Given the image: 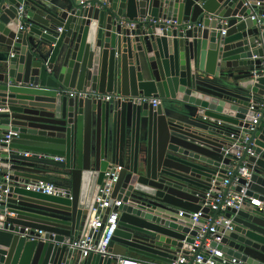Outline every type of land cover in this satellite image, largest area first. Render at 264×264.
Wrapping results in <instances>:
<instances>
[{
  "label": "water",
  "instance_id": "95a60500",
  "mask_svg": "<svg viewBox=\"0 0 264 264\" xmlns=\"http://www.w3.org/2000/svg\"><path fill=\"white\" fill-rule=\"evenodd\" d=\"M42 1L52 6L0 0V122L4 135L14 133L0 148V264H116L128 252L172 263L200 230L189 214L232 162L240 166L230 133L248 128L264 103V0ZM101 55L113 65L102 78L107 92H97ZM110 93L118 99L93 97ZM143 97L160 100L154 107ZM262 113L251 178L240 184L263 207L228 209L232 231L221 228L222 243L212 245L237 264H264ZM115 165L112 198L122 206L110 256L80 259L68 246L86 233ZM38 181H68L71 198L27 190Z\"/></svg>",
  "mask_w": 264,
  "mask_h": 264
},
{
  "label": "built area",
  "instance_id": "2783aa9c",
  "mask_svg": "<svg viewBox=\"0 0 264 264\" xmlns=\"http://www.w3.org/2000/svg\"><path fill=\"white\" fill-rule=\"evenodd\" d=\"M87 2L88 0H83L81 1V5L86 6ZM20 14H22V10H20ZM130 27H135V24H130ZM190 27V25L187 26V28ZM20 28L22 29L23 27ZM76 94L77 92H69L67 95L73 97ZM93 97L103 101L118 99V97L112 94H94ZM141 101L142 103L153 104L154 107L159 103L157 99L144 97L141 98ZM263 109L264 103H259V111L252 117V122L248 128L236 129L230 133L231 148L236 151L235 156L240 166L237 169L233 167V170L227 173V177L222 181L219 189L213 185L210 190L206 191L201 199V210L199 212L189 214L193 223L200 227L191 250L179 253L172 263L160 264H237L236 259L227 256L221 249L212 245H220L222 243L223 232H221V228L224 227L225 230L232 231L231 225L233 219L227 217L228 209L240 211L249 206L263 207V203L258 198L248 195V183L246 185L240 184L241 179L249 180L251 178V171L248 168V158L255 155L253 134L256 132L257 126L263 117ZM13 134L9 132L7 135H4L0 122V148L2 144L10 143L12 139L11 135ZM53 158L59 162L64 161L62 157ZM121 170V166H115L105 173V180L97 196L86 233L80 238L73 239L68 246L69 250L77 254L80 259H88L94 255L101 257L110 256L109 247L118 229L119 208L122 206V201L112 198L113 186ZM26 188L29 191L44 195L71 198V192L68 189L59 187L54 183L38 181L29 184ZM238 188L240 189L238 190ZM1 201L0 196V203ZM204 208H209L212 214L204 213ZM107 212H109L108 215ZM185 213L184 211H180L179 216L183 217ZM105 217L106 221L104 222ZM201 220H204L202 225L200 224ZM40 234L42 233L40 232ZM116 264H152V262H141L129 257H118Z\"/></svg>",
  "mask_w": 264,
  "mask_h": 264
},
{
  "label": "crops",
  "instance_id": "0c3cea01",
  "mask_svg": "<svg viewBox=\"0 0 264 264\" xmlns=\"http://www.w3.org/2000/svg\"><path fill=\"white\" fill-rule=\"evenodd\" d=\"M41 4H43L44 6H49L51 7L52 4L51 3H47L45 1H42V0H38ZM60 2L62 3H66L65 0H59ZM90 5H93L92 3L89 4V3H86V7H89ZM94 5L97 7V5L94 3ZM135 8V7H134ZM131 12V16L134 18V19H137L138 17V11L137 9H132ZM37 43L39 41H36ZM263 42H264V39H263ZM23 44H26V40L24 38V43ZM258 46H261L260 44V41H258ZM68 45V41L67 43L65 44V46L67 47ZM76 47L73 49V50H70L68 48L64 49L63 50V54H61V56L59 55V60H57V65L61 66V62H62V56L64 55L65 52L68 51V53L70 54H75V50L77 49V46H78V40L76 42ZM40 52L43 53V56L46 57V58H49L50 57V54H51V47L45 45V44H40ZM95 66L97 68V72L98 73V83H97V87H98V90L97 92H107L106 91V81L105 80H102V78L106 75H108L109 71L113 69V65L110 66L109 64V60L107 59V56L105 58H103V55H101L100 58L96 59L95 58ZM188 72H189V75H193L195 73V66L193 65V63L190 61L189 64H188ZM92 74V70H89V73H88V76H91ZM101 76V78H100ZM122 76H123V93L124 94H128L129 92V86H128V81H127V76H128V71H127V64L125 65V67H123V70H122ZM202 76H206L205 74H202ZM90 78L87 79L86 81V84L88 87H90V84H91V81H89ZM74 83H75V80H74ZM89 89H87L88 91ZM69 92H75L74 89H68L67 90V94ZM111 94V93H110ZM160 100V99H159ZM117 166V165H115ZM232 167H236L237 166V163L236 162H232L231 164ZM59 187H63V188H66L68 189L71 193H72V190H71V186H70V183L68 181H63L62 182V185H59ZM118 242V241H117ZM119 243V242H118ZM122 244V243H120ZM78 256V255H77ZM127 257L129 258H132V259H135V260H139V261H146L147 259H143L144 257H141L140 254L138 253H135V252H128L127 254Z\"/></svg>",
  "mask_w": 264,
  "mask_h": 264
},
{
  "label": "rangeland",
  "instance_id": "374dc122",
  "mask_svg": "<svg viewBox=\"0 0 264 264\" xmlns=\"http://www.w3.org/2000/svg\"><path fill=\"white\" fill-rule=\"evenodd\" d=\"M141 257H143V256H141ZM143 259H147V258L144 257Z\"/></svg>",
  "mask_w": 264,
  "mask_h": 264
}]
</instances>
